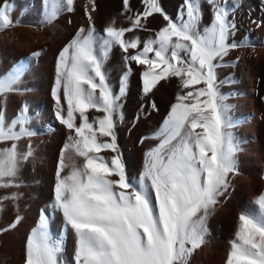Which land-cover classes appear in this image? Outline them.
Instances as JSON below:
<instances>
[{
    "label": "snow or ice",
    "instance_id": "1",
    "mask_svg": "<svg viewBox=\"0 0 264 264\" xmlns=\"http://www.w3.org/2000/svg\"><path fill=\"white\" fill-rule=\"evenodd\" d=\"M43 2L44 24L76 10V0ZM87 3L96 10L95 0ZM123 3L131 11L129 0ZM208 3L213 19L203 29L199 0H186L177 20L164 12L159 0H143L145 9L128 17L129 28H117L113 22L103 34L97 32L85 7L88 27H80L59 52L52 95L56 117L69 135L59 156L51 207L62 214L64 231L70 229L75 237L73 264H190L193 254L205 245L207 221L231 188L230 175L240 174L236 156L242 150L231 131L236 124L219 91L216 69L228 66L224 58L232 50L255 48L230 43L235 24L229 10L219 0ZM11 7L0 0V31L17 24ZM153 14L166 22L154 38L143 44L139 37L125 39L126 32L146 30L142 21ZM141 45V51L123 57L129 67L119 93H114L105 62L114 48L129 53ZM33 55L38 58L41 53ZM131 62L145 66L142 91L146 96L170 78L186 90L176 95L156 137L160 142L146 152L142 172L135 179L126 171L115 131L117 118L123 117L121 100ZM25 71L26 65L21 64L0 78V96L19 91ZM91 110L103 115L90 120ZM29 123L26 107L10 121L0 110V188L18 187L24 165L34 157L31 143L26 150L19 147L20 141L37 134ZM76 158L82 163L78 165ZM65 169L69 171L62 175ZM17 198L14 194L2 199ZM255 203L258 213L238 217L225 264H264V195ZM18 223L17 219L0 229V234ZM63 251V240L52 237L48 217L42 215L27 239L24 264H65Z\"/></svg>",
    "mask_w": 264,
    "mask_h": 264
},
{
    "label": "bare ground",
    "instance_id": "2",
    "mask_svg": "<svg viewBox=\"0 0 264 264\" xmlns=\"http://www.w3.org/2000/svg\"><path fill=\"white\" fill-rule=\"evenodd\" d=\"M11 7V16L17 24L0 31V78L13 72L19 65L26 71L17 88L19 91L0 96V110L6 120L16 118L26 107L30 117L28 127L37 134L31 140L20 141V149L31 143L34 157L21 171L18 187L0 188V229L8 228L17 219L14 229L0 234V264H24L26 242L42 215L49 220V231L54 239L63 240L62 259L73 264L75 237L71 230L64 231L62 214L51 207L59 156L69 135L56 117V104L52 95L57 75V58L61 49L74 37L80 27H88L85 13H91L98 33L114 22L117 28H129V16L142 13L143 0H129V11L123 0H95L96 10L87 0H76L74 12H62L52 24H44L43 0H5ZM186 0H159L164 12L177 20ZM230 12L235 24L230 43L254 45L232 50L224 58L228 66L216 69L219 91L229 106L228 115L236 124L231 129L242 149L236 156L239 175H230L231 188L216 206L207 221L206 243L191 257L190 264H225L242 213H258L255 203L264 195V0H219ZM201 29L213 19L212 5L199 0ZM146 30L126 32L125 39L139 37L142 44L155 37L165 25L159 14L142 21ZM142 50L131 49L124 53L114 48L104 64L108 83L119 93L122 78L129 65L123 57ZM35 52L41 55L34 57ZM154 54L149 53L152 57ZM126 94L121 100L122 119L117 118L116 135L126 171L133 179L142 172L146 152L160 141L156 138L169 114L175 97L183 90L176 78L160 81L147 96L143 93V65L130 63ZM197 87H203L198 85ZM155 103V109L152 103ZM66 108V101L62 100ZM92 120L103 115L91 110ZM77 119V123H79ZM105 139V138H101ZM2 146V145H0ZM101 155L111 156L109 152ZM79 165L81 158H76ZM69 169H65L62 175ZM17 195L15 200L3 197Z\"/></svg>",
    "mask_w": 264,
    "mask_h": 264
}]
</instances>
